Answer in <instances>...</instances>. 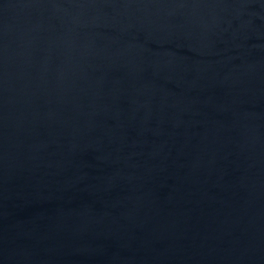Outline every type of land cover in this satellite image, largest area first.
Masks as SVG:
<instances>
[{"label":"water","instance_id":"1","mask_svg":"<svg viewBox=\"0 0 264 264\" xmlns=\"http://www.w3.org/2000/svg\"><path fill=\"white\" fill-rule=\"evenodd\" d=\"M0 264H264V0H0Z\"/></svg>","mask_w":264,"mask_h":264}]
</instances>
